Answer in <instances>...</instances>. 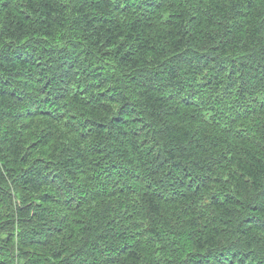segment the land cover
Segmentation results:
<instances>
[{
  "label": "trees",
  "instance_id": "16d2710c",
  "mask_svg": "<svg viewBox=\"0 0 264 264\" xmlns=\"http://www.w3.org/2000/svg\"><path fill=\"white\" fill-rule=\"evenodd\" d=\"M0 264H264V0H0Z\"/></svg>",
  "mask_w": 264,
  "mask_h": 264
}]
</instances>
